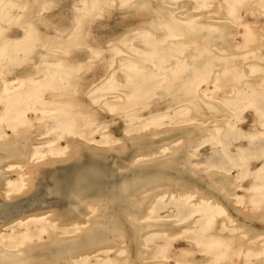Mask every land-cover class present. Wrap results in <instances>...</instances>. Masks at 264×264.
I'll return each instance as SVG.
<instances>
[{
    "label": "rangeland",
    "instance_id": "rangeland-1",
    "mask_svg": "<svg viewBox=\"0 0 264 264\" xmlns=\"http://www.w3.org/2000/svg\"><path fill=\"white\" fill-rule=\"evenodd\" d=\"M255 96L264 0H0V264H264Z\"/></svg>",
    "mask_w": 264,
    "mask_h": 264
},
{
    "label": "crops",
    "instance_id": "crops-1",
    "mask_svg": "<svg viewBox=\"0 0 264 264\" xmlns=\"http://www.w3.org/2000/svg\"><path fill=\"white\" fill-rule=\"evenodd\" d=\"M17 31L22 32V29L18 28ZM13 32H14V29H11V28L8 29V32L5 37H9V38L17 37V36L12 35ZM32 65H33V62H27L25 66H18L16 70L19 71L20 74L17 76H29V75L37 74L38 71L29 72L30 68L32 69ZM27 69H28V72H26ZM247 69L248 68L246 67V70ZM24 70L26 73L24 72ZM249 75L251 77L255 76L252 74H249ZM244 105L245 107L250 106L249 109L244 111V122L242 123V131L244 135V138L242 139L243 140L242 147L245 148V158L247 159V163L249 164L248 167L246 168L242 167L243 165L240 162L239 158H237V155L232 154L230 150L227 152V157L225 158L221 154L220 151L222 147L227 148L226 150L229 149V143L231 141L229 138H227V141L225 140V138H222V144L220 142H217L218 143L217 145L219 148L218 149L219 153L217 154L218 159L213 158L211 162V164L214 167L212 171L217 172L219 176L222 175L221 173H226V175H231V178L233 179L235 186H249L252 183V178L248 176L249 173L252 170H254L256 167L264 163V135H262L264 133V126L260 125V123L264 125V116H262V113L264 114V109H263L264 108V98H259L255 96L253 97V101L252 99L250 102L245 100ZM253 106L254 107L256 106V109L258 108L256 110L257 113L255 112V109L252 108ZM259 119L261 120L260 122H259ZM213 146H216V145H213ZM238 147L240 148L241 146L239 145ZM234 158H237V160L232 161ZM238 165H240L241 167ZM241 169H243L244 172H241ZM242 173L243 175L245 174V177L243 178V181L241 182L240 179H238L237 177H239ZM238 190H241V189L238 188ZM250 214L251 215L254 214L253 211L250 212Z\"/></svg>",
    "mask_w": 264,
    "mask_h": 264
},
{
    "label": "bare ground",
    "instance_id": "bare-ground-1",
    "mask_svg": "<svg viewBox=\"0 0 264 264\" xmlns=\"http://www.w3.org/2000/svg\"><path fill=\"white\" fill-rule=\"evenodd\" d=\"M1 264H3V263H1Z\"/></svg>",
    "mask_w": 264,
    "mask_h": 264
}]
</instances>
